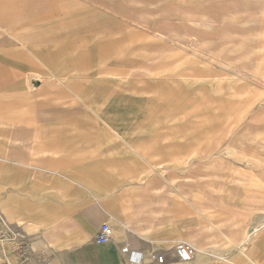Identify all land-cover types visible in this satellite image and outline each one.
Segmentation results:
<instances>
[{
    "label": "crops",
    "instance_id": "1",
    "mask_svg": "<svg viewBox=\"0 0 264 264\" xmlns=\"http://www.w3.org/2000/svg\"><path fill=\"white\" fill-rule=\"evenodd\" d=\"M53 3L0 0V264H133L126 245L143 252L140 264H237L236 255L222 260L213 252L221 245L214 237L228 235L212 227L231 232L233 246L223 251L232 249L258 199L239 206L237 194L213 195L219 209L211 213L210 194L194 186L180 193L185 183L170 160L154 162L149 140L131 135L139 123L193 119L179 112L175 94L157 96L158 78L153 96L129 91L142 83L127 70L131 51L112 37L82 34L109 23L98 18L74 27L79 35L68 32L67 10L80 3ZM119 122L128 125L121 130ZM106 222L113 236L101 244L96 235ZM179 242L214 259L203 252L183 262ZM152 250L164 263L148 258Z\"/></svg>",
    "mask_w": 264,
    "mask_h": 264
},
{
    "label": "rangeland",
    "instance_id": "2",
    "mask_svg": "<svg viewBox=\"0 0 264 264\" xmlns=\"http://www.w3.org/2000/svg\"><path fill=\"white\" fill-rule=\"evenodd\" d=\"M54 1L80 3L67 10L68 32L79 35L80 22L98 18L109 23L82 34L112 37L131 51L127 70L142 83L130 92L153 96L150 88L158 78L157 96L175 94L179 112L193 119L139 123L142 130L131 135L149 140L154 162L170 160L171 172L185 183L180 193L194 186L196 193L210 194L211 202L205 203L211 213L219 209L213 195L237 194L239 206L242 201L254 205L255 197L258 211L245 227L256 225L264 214V0ZM114 124L121 130L128 125ZM235 213L238 221L240 209ZM234 226L235 235L241 225ZM212 228L228 235L212 240L221 244L213 250L220 256L233 238L224 227ZM257 239L236 257L237 264L252 257L264 264V230Z\"/></svg>",
    "mask_w": 264,
    "mask_h": 264
},
{
    "label": "built area",
    "instance_id": "3",
    "mask_svg": "<svg viewBox=\"0 0 264 264\" xmlns=\"http://www.w3.org/2000/svg\"><path fill=\"white\" fill-rule=\"evenodd\" d=\"M113 236V229L109 223H103L101 226L98 234L96 235V241L101 244L109 243ZM122 251L127 255V259L130 263L133 264H140L144 262L145 256L143 252L131 250L128 245L122 248ZM175 252L178 258L183 262L191 261L195 256L194 248L186 243V242H179L175 245ZM148 258L151 261L164 263L165 255L156 251L152 250L149 252Z\"/></svg>",
    "mask_w": 264,
    "mask_h": 264
},
{
    "label": "bare ground",
    "instance_id": "4",
    "mask_svg": "<svg viewBox=\"0 0 264 264\" xmlns=\"http://www.w3.org/2000/svg\"><path fill=\"white\" fill-rule=\"evenodd\" d=\"M73 4H75V3H73ZM156 168H158V167H156ZM263 230H264V215H263V218L256 225L249 227V229H247L245 231L241 240L238 241L237 243H235V245L232 249L227 250V251H223V253L218 258H220L222 260H229V259L231 260L235 255L236 256H238L240 254L245 255L249 244H252L254 242V240L258 236H260V233H263ZM194 250H196L195 255L199 254V253L202 254L203 252H206L207 256L204 257V259H206V260L208 259L209 261H211L214 259L213 255L209 251H204V250H200V249H194Z\"/></svg>",
    "mask_w": 264,
    "mask_h": 264
}]
</instances>
